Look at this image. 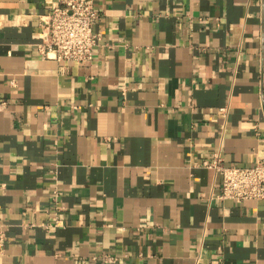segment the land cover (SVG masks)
<instances>
[{
    "label": "crops",
    "instance_id": "crops-1",
    "mask_svg": "<svg viewBox=\"0 0 264 264\" xmlns=\"http://www.w3.org/2000/svg\"><path fill=\"white\" fill-rule=\"evenodd\" d=\"M57 1L0 0V264H264L204 165L264 155V0H93L83 63L39 53Z\"/></svg>",
    "mask_w": 264,
    "mask_h": 264
},
{
    "label": "built area",
    "instance_id": "built-area-1",
    "mask_svg": "<svg viewBox=\"0 0 264 264\" xmlns=\"http://www.w3.org/2000/svg\"><path fill=\"white\" fill-rule=\"evenodd\" d=\"M101 17L93 0H58L49 12L39 16L41 29L37 48L42 58L58 61L87 62L94 56L101 34L95 26ZM223 114L226 106L221 107ZM220 152L204 165L221 174L218 198L264 200V155L252 166H227ZM56 200V198H55ZM5 229L0 224V255L5 246Z\"/></svg>",
    "mask_w": 264,
    "mask_h": 264
}]
</instances>
